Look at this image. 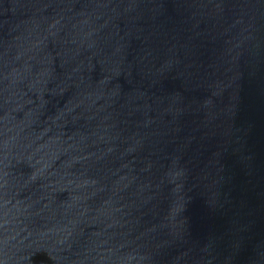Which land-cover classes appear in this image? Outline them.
<instances>
[{
  "label": "water",
  "instance_id": "obj_1",
  "mask_svg": "<svg viewBox=\"0 0 264 264\" xmlns=\"http://www.w3.org/2000/svg\"><path fill=\"white\" fill-rule=\"evenodd\" d=\"M0 264H264V0H0Z\"/></svg>",
  "mask_w": 264,
  "mask_h": 264
}]
</instances>
